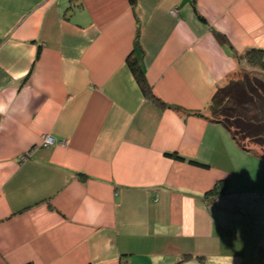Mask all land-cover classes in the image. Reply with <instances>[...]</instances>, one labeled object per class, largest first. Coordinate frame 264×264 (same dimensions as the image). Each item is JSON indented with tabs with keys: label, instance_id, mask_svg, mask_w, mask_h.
I'll use <instances>...</instances> for the list:
<instances>
[{
	"label": "crops",
	"instance_id": "0c3cea01",
	"mask_svg": "<svg viewBox=\"0 0 264 264\" xmlns=\"http://www.w3.org/2000/svg\"><path fill=\"white\" fill-rule=\"evenodd\" d=\"M250 48L264 0H0V264H243L211 252L236 146L205 108Z\"/></svg>",
	"mask_w": 264,
	"mask_h": 264
},
{
	"label": "rangeland",
	"instance_id": "374dc122",
	"mask_svg": "<svg viewBox=\"0 0 264 264\" xmlns=\"http://www.w3.org/2000/svg\"><path fill=\"white\" fill-rule=\"evenodd\" d=\"M235 75L234 80L248 78L264 83V71L253 69L245 61ZM229 138L232 140L230 134ZM245 144L246 150H242L234 143L237 148L230 159L233 176L227 193L211 208L217 221L226 226L217 229L223 239L221 248L211 252L239 255L243 264H264V158L260 157L264 149L251 142Z\"/></svg>",
	"mask_w": 264,
	"mask_h": 264
},
{
	"label": "trees",
	"instance_id": "16d2710c",
	"mask_svg": "<svg viewBox=\"0 0 264 264\" xmlns=\"http://www.w3.org/2000/svg\"><path fill=\"white\" fill-rule=\"evenodd\" d=\"M128 1L131 5H134V0ZM200 20L203 21L202 17H200ZM218 35L216 34L220 43L227 44V40ZM235 57L239 62L245 61L253 69L264 71V49L250 48L242 54H235ZM128 67L144 96L163 106L164 104L152 94L140 68L139 61L135 58H129ZM170 108L173 110L179 109L174 106H170ZM205 113L210 116L211 121L220 123L242 150H246L245 142L254 143L264 149V83L261 81L248 78L229 81L216 91L206 106ZM194 114L197 115L199 113L194 112ZM170 156L184 160L173 153ZM260 157L264 158V153ZM189 162L196 164L193 161ZM226 193V181H219L207 192L205 199L208 202H212L219 197L225 196Z\"/></svg>",
	"mask_w": 264,
	"mask_h": 264
},
{
	"label": "built area",
	"instance_id": "2783aa9c",
	"mask_svg": "<svg viewBox=\"0 0 264 264\" xmlns=\"http://www.w3.org/2000/svg\"><path fill=\"white\" fill-rule=\"evenodd\" d=\"M54 143L53 139L51 137L45 136L42 138L41 146L47 147Z\"/></svg>",
	"mask_w": 264,
	"mask_h": 264
}]
</instances>
